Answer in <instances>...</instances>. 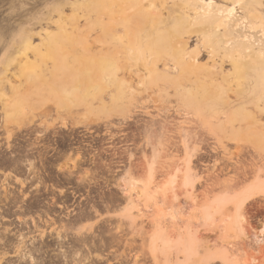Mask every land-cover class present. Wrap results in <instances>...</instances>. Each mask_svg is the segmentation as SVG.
I'll use <instances>...</instances> for the list:
<instances>
[{
    "label": "rangeland",
    "instance_id": "1",
    "mask_svg": "<svg viewBox=\"0 0 264 264\" xmlns=\"http://www.w3.org/2000/svg\"><path fill=\"white\" fill-rule=\"evenodd\" d=\"M99 1L0 0V96L20 82L44 106L38 84L20 75L25 60L16 51L61 15L71 24L72 79L67 108L47 103L23 134L5 133L0 109V264H264V37L249 27L253 6L264 18V0H243L246 28L236 31L252 59L234 71L214 46L231 77L184 73L170 82L167 93L178 95L163 112L152 95L158 71L130 48L121 100L129 91L147 94L135 108L103 109L102 76L86 70L101 58L92 36ZM214 1L228 9L237 0ZM176 9L165 6L173 21L161 32L185 20ZM157 21L142 50L157 41V31L146 37Z\"/></svg>",
    "mask_w": 264,
    "mask_h": 264
},
{
    "label": "bare ground",
    "instance_id": "2",
    "mask_svg": "<svg viewBox=\"0 0 264 264\" xmlns=\"http://www.w3.org/2000/svg\"><path fill=\"white\" fill-rule=\"evenodd\" d=\"M179 3L181 6L175 0H100L98 2L95 10L98 27L94 29L92 36L95 43L99 45L101 58L98 65L87 66L86 70L93 73L99 72L102 76L101 102L104 110L111 112L120 105L130 109L135 108L137 106L135 102L142 100L144 94H147L144 89L140 90V93L129 91L124 94V100H121L118 90L121 86L119 73L123 70L129 71L128 48L135 51L136 56L146 59L158 71L156 81L159 84L157 89L152 90V95L160 100L158 102L160 106L155 107L161 111H169L168 108L173 103L172 99L178 95V92H175L174 96L167 93V90L173 87L170 82L184 73L188 74L196 70V79L204 78L215 82L225 81L227 77H231V71L223 69L225 60H221V57L217 55L216 48L224 50L226 61L230 63L234 71L242 68L250 58L252 59L245 45L247 42L240 44L239 41V39L246 41L247 37L242 38L236 32L239 28H246V25L243 26L246 6L242 4L243 0H237L234 3L236 5L231 4L228 9H224L214 0H179ZM237 4L240 5L239 9ZM166 5L180 8L185 20L183 19V23L172 31L163 33L162 25L166 26L173 21L168 17L164 18L162 12ZM253 7V10L249 11V17L253 20L249 27L253 30L262 29L264 37L263 15L257 7ZM155 15L158 21L153 24L146 37L157 31V41L142 50L143 34L148 30L152 17ZM70 27L69 17L61 15L58 21L49 18L40 26V31L24 38L16 51L19 57L25 60L20 75L27 80H33L34 83L28 86L38 84L39 93L36 95L40 97L38 100H43L44 106L52 103L58 110L63 106L67 108V103L71 100L72 79L68 61ZM36 39L38 43H35ZM191 39H196L195 49H191ZM222 43L227 46L226 48L234 49L232 55L226 53L224 47L220 45ZM202 55L207 58L206 63L201 62ZM130 79L132 80L131 76ZM18 83L20 82L10 86V92L7 90V93H2L1 91L0 96V109L5 124L1 128L8 136L15 134L17 136L20 134L19 131L21 133L22 130L26 131L30 123V115L37 111L46 113L49 109L47 106L36 107L34 104L37 99L31 98L30 89H21L19 87L21 84L17 85ZM163 92L165 93L162 95ZM180 112L181 110L178 111L179 114ZM137 115L140 114H136V117ZM131 117L134 116L131 115ZM129 118L130 116L128 120ZM134 119L131 120L134 121ZM28 170L30 172L36 170L34 162L28 163ZM122 190L126 189L122 188ZM25 239L20 237L19 246L26 247ZM57 240L62 241L60 237ZM31 243L33 245V242ZM63 255L66 257L65 253Z\"/></svg>",
    "mask_w": 264,
    "mask_h": 264
},
{
    "label": "flooded vegetation",
    "instance_id": "3",
    "mask_svg": "<svg viewBox=\"0 0 264 264\" xmlns=\"http://www.w3.org/2000/svg\"><path fill=\"white\" fill-rule=\"evenodd\" d=\"M68 195H69L71 198H73V192H72V191L69 192ZM17 210H21V211H22V210H24V209H23V208H21V209L18 208ZM18 219H19V218H18Z\"/></svg>",
    "mask_w": 264,
    "mask_h": 264
}]
</instances>
